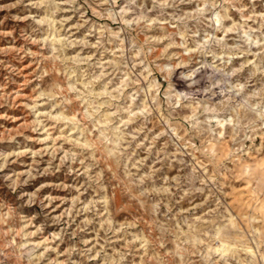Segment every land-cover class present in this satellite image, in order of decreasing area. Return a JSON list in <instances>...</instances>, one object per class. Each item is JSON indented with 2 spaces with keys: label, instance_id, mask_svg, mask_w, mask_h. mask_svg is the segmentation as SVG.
<instances>
[{
  "label": "rangeland",
  "instance_id": "374dc122",
  "mask_svg": "<svg viewBox=\"0 0 264 264\" xmlns=\"http://www.w3.org/2000/svg\"><path fill=\"white\" fill-rule=\"evenodd\" d=\"M0 264H264V0H0Z\"/></svg>",
  "mask_w": 264,
  "mask_h": 264
}]
</instances>
